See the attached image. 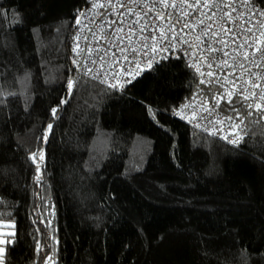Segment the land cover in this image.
I'll use <instances>...</instances> for the list:
<instances>
[{"label":"trees","instance_id":"obj_1","mask_svg":"<svg viewBox=\"0 0 264 264\" xmlns=\"http://www.w3.org/2000/svg\"><path fill=\"white\" fill-rule=\"evenodd\" d=\"M92 2L0 0L5 264H264V113L234 147L175 117L221 92L182 59L125 91L79 74L72 35Z\"/></svg>","mask_w":264,"mask_h":264},{"label":"built area","instance_id":"obj_2","mask_svg":"<svg viewBox=\"0 0 264 264\" xmlns=\"http://www.w3.org/2000/svg\"><path fill=\"white\" fill-rule=\"evenodd\" d=\"M100 3H104L105 0H98ZM148 2V0H145ZM255 8H252L251 5L245 6L241 3V0H236V3L233 5L232 8H221L219 10L213 9L216 11V16L213 17V21H208L205 17L206 23H213V29L219 30L220 28V20L218 17L220 16L221 12L227 13L232 12L233 18L236 20V23L229 25L227 17H225L223 23L226 27H231L232 33L231 35L222 34V38L228 40L229 43L227 45H222L218 41L213 43V37L211 34L209 36H201V40L204 42L199 48L192 46L190 47L189 44L183 43V41L188 40L193 44L197 43L195 41V36L200 33V28L197 27L193 32L189 33L187 29H184L183 32L180 33L179 40H173L170 45L162 43L158 45V48H167V51H158V52H151L147 51L146 49L141 48V43L139 40V31L137 29V36H133L131 39L135 41V47L140 49L139 54L129 53V59L135 58L136 60L141 62V71L139 74L132 77H125L123 75H117L115 78L113 77L112 73L114 70H118L122 72L125 68H131V65H128L124 59L122 58V54L119 50V47L113 46L115 43H120L121 46L126 45V40L124 42H116L111 41L112 33L114 32L115 27H121L122 25H115L109 27L105 22L111 20H118L121 17L125 19V21L131 20L133 17L127 15L130 8H134L136 12H139L142 16H145V21L152 22L158 24L160 27H167V23H161L155 19L156 12H161L163 15L167 16L169 13L172 14L173 19H176L177 15L180 13V8L177 9H168L164 10L163 6L160 4L151 5L152 7L151 12H147L145 15L146 9L143 6H137L135 4L128 3L127 7L119 8V7H111V8H97L93 5V2L89 5V7L82 13L79 22L73 32L72 35V65L73 68L81 75L92 79L91 76L95 75L97 71L101 73L98 79H93L100 82L101 79L105 80V83H102L109 87L110 84L116 83L119 85L117 88L110 87L112 89L118 91H125L129 86H131L136 80L142 77L145 73L150 71L153 67L163 62H167L170 60H184L188 67L196 74L198 80L201 79L208 80L210 78L206 76H201L200 73L196 71L193 67L194 64H199L201 70L203 72L213 71L217 73V76L220 79H223L224 76H228V79L235 80L236 84L241 86V88H248L249 92H256L257 95L261 91H264V59H260L261 53L256 52L257 47H264V44L257 43L254 47L249 48L245 46V48H239V44L244 43L245 37L251 38L255 36L260 40H264V36H261V33L264 32V28H261L259 24H255L254 22L257 20H264V17H260L258 15L253 16L252 11H256L257 9H263L257 3H255ZM185 10L193 11L191 9H187L186 6ZM252 9L250 11L249 9ZM235 9V11H233ZM207 9L201 8L200 12H206ZM119 13V16L116 15ZM211 15V13H209ZM193 19H196V15H193ZM247 21V23H245ZM102 26V27H101ZM135 27V26H134ZM246 27H252L251 33H245L243 31ZM177 30H179L180 25H176ZM91 29V31H89ZM125 30L127 31V27L125 26ZM151 31V28L148 29ZM106 35L108 40L103 38ZM77 37H79V41H77ZM233 37H235V41H233ZM99 40V42H97ZM77 43L79 44V49H77ZM148 43H151L149 41ZM211 45L212 47L216 48H224L225 51L229 52V56H224L222 52L220 53H213L207 54L203 51L204 47H208ZM99 49L100 51H96ZM104 49H107L108 52L105 55ZM77 51L80 54H77ZM89 52H92V55L89 56ZM249 53V59L244 60L242 53ZM115 53V57L113 56ZM212 55L219 56L221 60H228L230 64H234V67H217L216 64H213V68L209 69L206 66V63L202 62L201 60L197 59L198 56L204 57L208 56L211 58ZM103 57V59H101ZM119 59V64H115L114 61ZM95 60L96 63L92 64V61ZM152 60V63L149 65L147 62ZM76 61V63H73ZM243 64L244 67H240ZM260 64V67L256 65ZM87 65L91 67L94 71L85 75L86 68L84 67ZM135 71V69H132ZM231 73H235V75H230ZM131 79L132 83L127 84L124 83L125 80ZM246 81H255L259 83L262 88L256 89L251 87V84L245 83ZM101 83V82H100ZM205 85V84H204ZM211 86H216L219 88V85L213 80ZM220 89V88H219ZM225 89L233 90V86L231 84H226ZM225 89H220V91H224ZM236 97V96H233ZM250 103L253 105L256 104H264V101H260L259 99H249ZM184 105H190L187 108H184ZM205 109H212V111H205ZM255 108H252L248 113L241 115L240 119H236L237 115L229 114L224 112L222 109L216 106L208 105L202 101L192 99L185 102L181 105L176 113L175 117L186 123L187 125L191 126L193 129L211 137H214L225 144L238 147L242 146L245 140L248 138V130L250 126V122L252 120V116L254 113ZM264 113V111H260ZM249 113H251L249 115ZM225 116H231L233 119L228 121L225 119ZM222 121V123H216V121ZM232 124H240V128L234 129L231 127ZM215 128L218 131L215 134H210L212 129ZM239 132V135L242 139L239 140L238 143L233 144L229 143L230 140L236 139V132ZM227 136L228 139H223L222 137Z\"/></svg>","mask_w":264,"mask_h":264},{"label":"snow or ice","instance_id":"obj_3","mask_svg":"<svg viewBox=\"0 0 264 264\" xmlns=\"http://www.w3.org/2000/svg\"><path fill=\"white\" fill-rule=\"evenodd\" d=\"M128 3L135 4L137 6H143V8L146 9L145 15H147V12H151L153 9L149 6L160 4L163 6L164 10L168 9H177L180 8V13L177 15L176 19H173L172 14L169 13L167 16L163 15L161 12H156L155 19L158 20L161 23H167V27H160L156 23L145 21V16H142L139 12H136L134 8H130L127 15L130 17H133L131 20L125 21L123 17H121L118 20H111L106 21L105 23L111 27L115 26L117 24L122 25L121 27H115L114 32L111 36V41L116 42H124L125 40L126 45L121 46L120 43H115L113 46L119 47V50L122 54V58L124 61L131 65V68H125L122 72L118 70H114L112 75L115 78L117 75H123L125 77H132L135 78L136 75L139 74V71H141V62L136 60L135 58L129 59L128 54H139L140 49H137L135 47V41H133L131 38L133 36H137V29L139 31V40L141 43V48L146 49L147 51H151L153 53L158 51H167V48H158V45H161L162 43L170 45L173 40H179L180 33L184 31V29H187L189 33L193 32L197 27L200 28V33L195 36V41L197 43L193 44L192 42L185 40L183 43L189 44L190 47L195 46L199 48L204 42L201 40V36H211L213 37V43L218 41L222 45H227L229 43L228 40H225L222 38V34H228L231 35L232 29L231 27H226L223 23L225 17L228 19L229 25L236 23V20L233 18L232 12H221L218 19L220 20V28L219 30L213 29V23H206L205 17L208 21H213V17L216 16V11H213V9L219 10L221 8H232L233 5L236 3V0H148V2H145V0H105L104 3L98 2V0H93V5L97 8H111V7H119V8H125L127 7ZM241 3L245 6L251 5L252 8H255L254 0H241ZM187 9H191L193 11H187L185 10V7ZM201 8L207 9L206 12H203L201 14L200 10ZM252 11V9H249ZM235 11V9H233ZM211 13V15H209ZM117 16H119V13H116ZM193 15H196V19H193ZM253 16H260L264 17V9H257L256 11H252ZM247 23V21H245ZM255 24H259L261 28H264V20H257L254 22ZM176 25H180L179 30H177ZM125 26L127 27V31L125 30ZM135 26V27H134ZM102 27V26H101ZM151 28V31H148V29ZM252 27H246L243 29L245 33H251ZM91 31V29H89ZM261 36H264V32L261 33ZM103 38L108 40L107 36L104 35ZM77 41H79V37L76 38ZM233 41H235V37L232 38ZM151 41V43H148ZM99 42V40L97 41ZM257 43L264 44V40H260L259 38L252 36L251 38L245 37L244 43L239 44V48H245V46L252 48ZM79 49V44L77 43V49ZM256 52L261 53L260 59H264V47H257ZM96 51H100L97 49ZM105 55L107 54L108 50H103ZM203 51L207 54H213V53H220L222 52L224 56H229L230 53L225 51L224 48H216L209 45L208 47H204ZM77 54L79 55L80 52L77 51ZM89 56L92 55V52L88 53ZM113 56L115 57V53H113ZM243 59L248 60L249 59V53L245 52L242 53ZM103 59V57H101ZM197 59L201 60L202 62L206 63L207 68L212 69L213 64L215 63L217 67H234V64H230L228 60H221L219 56L212 55L211 58L208 56L200 57L198 56ZM73 63H76V61H73ZM96 61L93 60L92 64H95ZM115 64H119V59H116L114 61ZM149 65L152 63V60H149L147 62ZM257 67H260V64L256 65ZM86 68L85 75H88L89 73H92L94 70L91 67H88L87 65L84 66ZM193 67L196 69L198 73H200L201 76H206L210 79L205 80L201 79L199 81L200 84H205L207 86H211L213 83V80L219 85L220 89H225L226 84H231L233 86V90H227L221 91L218 95L215 94V90L213 89V95L211 96V99L216 102V107H219L221 102L225 103V105L231 110L237 113L236 119H240L241 117V110L240 108L236 107V102L233 100V96H236L237 102L239 100H249V99H259L260 101H264V91H261L259 95H257L256 92H249L248 88H241V86L237 85L235 80H229L228 76H224L223 79H220L217 76L216 72L208 71L203 72L199 66V64H194ZM240 67H244L243 64L240 65ZM132 69H135L133 71ZM101 73L97 71L95 75L91 76L92 79H98L100 77ZM230 75H235V73H231ZM261 79H264V77H261ZM101 83H105L106 81L101 79ZM75 81L69 80L67 83V87L69 89V92L73 89ZM124 83L131 84L132 80L127 79L124 81ZM245 83L251 84V87L260 89L262 86L259 83H256L255 81H246ZM119 85L116 83L110 84L109 87L117 88ZM61 103H67V100H62ZM190 105H184V108L189 107ZM243 106V105H241ZM247 107L249 109L255 108L256 111H264V104H248ZM205 111H212V109H205ZM57 114V109H52V115L55 117ZM251 113H249L250 115ZM225 119L228 121H231L233 117L231 116H225ZM261 119H264V116H261ZM216 123H222V121H216ZM232 128L239 129L240 124H232ZM48 128L51 129L52 125L49 124ZM218 130L213 128L210 134H215ZM236 139L230 140L229 143L236 144L239 142L242 137L239 135V132L237 131L235 133ZM223 139H228L227 136L222 137ZM34 162L37 160V154L33 153L30 157ZM40 160H43V155L41 154L39 156ZM37 172H39V165H37ZM40 177L37 176V182L39 183ZM9 236L15 235L14 233H8ZM10 243L9 240L0 239V245H8ZM6 252V248L0 246V264H5L4 261V255ZM46 261L52 260V257L46 256Z\"/></svg>","mask_w":264,"mask_h":264},{"label":"rangeland","instance_id":"obj_4","mask_svg":"<svg viewBox=\"0 0 264 264\" xmlns=\"http://www.w3.org/2000/svg\"><path fill=\"white\" fill-rule=\"evenodd\" d=\"M13 227L14 225L12 223L0 222V239L9 240L10 243H12L14 235L9 236L8 233L15 234ZM0 246L6 248L7 245H0Z\"/></svg>","mask_w":264,"mask_h":264}]
</instances>
